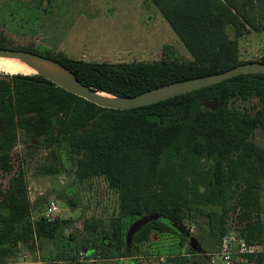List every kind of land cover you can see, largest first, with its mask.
Returning a JSON list of instances; mask_svg holds the SVG:
<instances>
[{"label": "trees", "instance_id": "trees-1", "mask_svg": "<svg viewBox=\"0 0 264 264\" xmlns=\"http://www.w3.org/2000/svg\"><path fill=\"white\" fill-rule=\"evenodd\" d=\"M148 1L188 51L190 62H87L61 52L40 56L65 67L82 85L115 97H133L246 62L264 63V52L253 61H241L238 55V38L264 30L257 24L256 0ZM1 71L5 74L0 72V177L12 175L17 185L22 183L11 152L23 134L34 150H46L53 157L57 149L64 150L77 180L103 179L116 195L117 213L110 220V233H99L104 239L94 236L98 232L95 221L84 220L82 229L89 236L73 246L70 242L76 234L65 236L70 221H30L27 202H14L15 194L0 187V264L20 246L32 243L34 236L50 242L64 238L56 256L59 261H78L81 251L86 259L131 258L133 264H140L137 253L153 232L177 236L180 250L191 237L185 221L195 224L197 219L206 222L197 239L202 253L216 252L227 214L223 186L233 180H243L242 203L254 210L251 189L264 175V152L248 143L247 137L255 128L264 130V74L241 75L125 111L98 107L39 75ZM233 96L257 98L262 106L253 116H239L228 107V98ZM211 100L217 101L215 111L202 105ZM202 158L213 162L211 172L201 170ZM10 197L13 200L7 204ZM214 207H221V213ZM245 217L239 236L249 245H261L264 225L249 212ZM25 218L26 223L17 229ZM143 218L150 220L127 242L130 227ZM171 255L167 264H207L206 256L189 247L184 255L179 251ZM252 261L264 264V254L241 257L236 264Z\"/></svg>", "mask_w": 264, "mask_h": 264}, {"label": "rangeland", "instance_id": "rangeland-1", "mask_svg": "<svg viewBox=\"0 0 264 264\" xmlns=\"http://www.w3.org/2000/svg\"><path fill=\"white\" fill-rule=\"evenodd\" d=\"M255 15L258 26L264 28V0H256ZM237 42L239 60H258L264 52V30L251 31L238 38ZM0 47L9 50L30 49L37 55L62 52L68 58L87 62L186 63L192 60L148 0H0ZM228 99L229 109L236 110L242 117L253 116L262 106L257 98L242 100L239 96H233ZM247 141L264 152L263 129H253ZM11 153L15 170H21L23 175L22 183L17 185L12 175L4 176L0 177V187L15 194L14 202H27L30 221L44 218L45 207L54 198L60 209L55 218L70 221V229L66 230L65 236L71 232L76 234L74 241L70 242L73 246L89 236L82 229V222L86 219L95 221L98 227L94 236L100 237L101 231L110 233V220L117 213V198L108 190L103 179L77 180L64 150L57 149V157L46 150H34L29 147L28 138L23 134L19 135ZM199 166L201 170L211 172L213 162L202 158ZM254 184L255 187L251 189L255 198L253 211L242 203V179L223 186V192L227 195L224 233L240 235L247 220L245 212L264 225V175ZM13 197L6 198L5 202L8 204ZM213 210L219 214L222 208L214 207ZM26 218L19 222L17 229L26 223ZM184 225L191 237L179 253L184 255L188 247L194 250L193 246L202 251L203 245L197 239L200 228L206 225L205 220L197 219L195 224L185 221ZM63 239L61 237L56 242L38 239L35 243L28 242L27 247L17 248L5 263L30 264L40 261L41 264H58L56 256L64 247ZM177 243L175 235L153 232L149 243L137 253V257H150L137 260L140 264H167V256H172L168 246ZM257 250V254H264V242L257 246ZM25 254L26 259L23 258ZM84 256V252H78V261L84 264H123L118 260L106 259L87 263ZM186 257L192 259L190 255ZM247 264L257 263L252 261Z\"/></svg>", "mask_w": 264, "mask_h": 264}, {"label": "water", "instance_id": "water-1", "mask_svg": "<svg viewBox=\"0 0 264 264\" xmlns=\"http://www.w3.org/2000/svg\"><path fill=\"white\" fill-rule=\"evenodd\" d=\"M0 58L23 60L26 63L37 67L38 72L34 75L42 76L66 92L101 108L125 111L157 104L177 96L222 83L241 75L264 74V63L246 62L221 73L174 82L133 97H115L106 93L104 94L109 97H102L98 95L100 92H96L93 89L82 85L69 70L52 59L22 50L1 48ZM202 105L208 110L215 111L217 108V101H205ZM149 220L150 218H143L135 222L128 231L127 242H129L133 234ZM180 231L183 232V228H180ZM193 248L196 252L203 254L201 249H196L194 246Z\"/></svg>", "mask_w": 264, "mask_h": 264}, {"label": "built area", "instance_id": "built-area-1", "mask_svg": "<svg viewBox=\"0 0 264 264\" xmlns=\"http://www.w3.org/2000/svg\"><path fill=\"white\" fill-rule=\"evenodd\" d=\"M60 213L59 206L54 198L50 199L45 207L44 218L51 220ZM36 242V237H33ZM258 252L257 246L249 245L247 241L238 234L224 233L218 251L202 254L206 256L207 264H236L241 257L254 256ZM23 258H27V255ZM163 262V259H161Z\"/></svg>", "mask_w": 264, "mask_h": 264}, {"label": "bare ground", "instance_id": "bare-ground-1", "mask_svg": "<svg viewBox=\"0 0 264 264\" xmlns=\"http://www.w3.org/2000/svg\"><path fill=\"white\" fill-rule=\"evenodd\" d=\"M0 69L10 73L36 74L37 67L26 63L23 60L0 58ZM99 96L109 97L104 93H98Z\"/></svg>", "mask_w": 264, "mask_h": 264}, {"label": "crops", "instance_id": "crops-1", "mask_svg": "<svg viewBox=\"0 0 264 264\" xmlns=\"http://www.w3.org/2000/svg\"><path fill=\"white\" fill-rule=\"evenodd\" d=\"M160 14V13H159ZM161 16V15H160ZM161 19H163V17L161 16ZM164 20V19H163ZM165 22V21H164ZM167 24V23H166ZM171 30V29H170ZM62 53V52H61ZM72 59V58H71ZM76 60H82V59H76ZM173 247V248H172ZM175 247L177 248V249H175ZM168 248H169V250L171 251V253H174V252H178L179 251V249H178V243H177V245L176 244H174V245H169L168 246ZM172 251H174V252H172ZM148 254V253H147ZM150 257V255H146V256H139V257H136V259H147V258H149ZM167 257H171V256H167ZM108 260H118V261H120V262H122L123 264H133V259H131V258H120V259H108ZM86 261H87V263H97L98 261H106V260H103V259H86ZM125 261V262H124ZM69 262V261H68ZM55 262H52L51 264H54ZM58 264H62L63 262H61V261H58L57 262ZM70 263H78V264H84L85 262H79V261H74V262H70ZM3 264H7V263H3ZM30 264H41V262L40 261H37V262H35V263H30Z\"/></svg>", "mask_w": 264, "mask_h": 264}]
</instances>
